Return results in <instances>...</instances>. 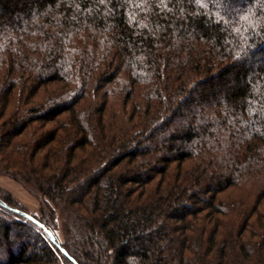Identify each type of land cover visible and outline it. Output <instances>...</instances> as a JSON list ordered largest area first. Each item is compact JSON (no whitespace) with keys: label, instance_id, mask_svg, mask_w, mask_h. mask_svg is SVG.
I'll return each mask as SVG.
<instances>
[{"label":"trees","instance_id":"obj_1","mask_svg":"<svg viewBox=\"0 0 264 264\" xmlns=\"http://www.w3.org/2000/svg\"><path fill=\"white\" fill-rule=\"evenodd\" d=\"M0 84L3 110L20 84L29 98L60 87L35 121L72 115L80 138L70 161L95 136L91 117L104 127L112 93L139 118L86 177L72 162L51 177L26 173L31 186L22 183L53 208L47 218L0 198V264H264V231L245 241L248 220L223 245L218 224L193 239V218L227 213L218 197L237 184L258 182L252 214L264 201V0H0ZM87 96L96 98L90 113L80 109ZM28 126L0 129V148ZM193 160V188L135 204L137 187ZM54 209L77 241L60 242L48 223ZM10 213L25 222H8Z\"/></svg>","mask_w":264,"mask_h":264},{"label":"rangeland","instance_id":"obj_2","mask_svg":"<svg viewBox=\"0 0 264 264\" xmlns=\"http://www.w3.org/2000/svg\"><path fill=\"white\" fill-rule=\"evenodd\" d=\"M31 74L34 76L33 73ZM2 85L0 84V101L4 99L2 96ZM21 88L22 85L20 84L19 88L14 91L11 103L6 110H3L2 103H0V129H8L16 122L29 124L27 130L21 136L15 137L10 146H2L0 148V162L2 165L0 169V198L9 200L13 207L29 215L47 218L46 213L54 212L53 208L41 200L37 189L31 187L33 191L31 192L22 183V181L28 182L25 176L26 173H30L29 171H31L33 174L37 173L38 176L41 175L40 177L43 175L51 177L54 172L61 170V168L63 169L69 162H72V167L78 171L77 177H75H86V171L98 170L101 162H107L113 151V146L111 145L112 139L120 136L125 131L130 132L132 125L136 122L138 123L139 118H137L138 120L135 118L134 121H131L132 104H129L126 108L123 107L121 98L117 94L112 93L110 106L105 116L104 127L102 125L99 126L96 115L92 116L90 120L91 124L93 126L97 125L95 129L96 133H94L95 136L93 135V138L89 139L90 143L86 147L77 149L72 161H70V141L80 138L75 128L71 126L73 122L72 115H65L59 118L57 122L35 121L37 115L34 110L46 108L49 101L61 92L60 87L58 85H51L40 90L39 94L34 98H29V91L24 94ZM94 99L96 100V98L90 96L85 97L84 101H82L81 111L90 113L93 109L91 103L94 102ZM139 99L141 103L145 102L142 100L143 98ZM86 118H83V120ZM3 124H5L4 127ZM54 132L57 133V140L47 145L48 134ZM43 142L45 144H41ZM37 148H40V150L36 154ZM152 156L151 154L148 158L152 159ZM199 165L196 160L187 162L183 166V173L181 175L178 174L177 166L173 165L165 178L162 176L160 180L161 177H158L147 187L136 188L135 204H139L140 202L148 203L155 199L158 196V189L164 194L173 185L193 188V176L198 167H200ZM125 169H127L126 166L119 167L114 171V174L125 171ZM83 171H85V174ZM248 183L246 186H243L244 183H239L231 190L219 195L218 201L226 204V207L223 209L227 213L214 215L212 211H206L198 215L197 218H193L195 226L193 239L200 237L207 239V236L218 224L220 225V229L217 244L223 245V240L225 238L230 240L237 236L245 221L248 220L249 225L243 235V239L247 242L259 240L264 231V201L260 205L259 210L255 214H252V207L257 197L255 196L257 188L255 189V185L253 184L258 182L250 183L249 181ZM27 184L31 186L30 182ZM208 212L212 213L209 214ZM65 213L57 210L48 223L53 227L60 242L68 244V241L74 239L77 241L78 237L72 228V222ZM4 214L0 211V217L5 216ZM81 215L88 217L90 212L83 210L81 211ZM4 219L8 220V222L11 220L25 222L21 216H15L12 213L10 215L7 214ZM27 225V228L33 230L35 235L40 234V231L30 223H27ZM60 263L64 264L63 260L60 259Z\"/></svg>","mask_w":264,"mask_h":264}]
</instances>
